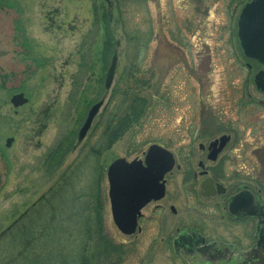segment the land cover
Listing matches in <instances>:
<instances>
[{
  "label": "rangeland",
  "instance_id": "374dc122",
  "mask_svg": "<svg viewBox=\"0 0 264 264\" xmlns=\"http://www.w3.org/2000/svg\"><path fill=\"white\" fill-rule=\"evenodd\" d=\"M125 4L120 19L114 0H0V52L7 54L0 59V76L9 72L14 76L0 88V235L82 151L98 142L113 93L130 87L133 94L145 100L144 113L141 121L127 129L99 159L105 195L104 233L114 244H123L121 264H185L175 256L171 242L177 228L200 227L199 217L189 211L195 207L193 197L167 178L165 197L141 210V232L125 236L112 222L105 170L115 159L143 160L152 144L169 149L173 128L186 119L191 108L196 81L213 84L215 93L225 72L215 67L207 73L200 67H192L195 71L189 72L182 68L181 53L177 51H168L175 58L166 61L164 45L158 60L155 30L160 28V34L171 30L177 37L190 33L187 25L197 18L191 1L145 0L133 5L128 0ZM222 4L221 0L207 1L211 17L203 32L212 35V25L225 22L219 14ZM105 26L112 48L104 61L101 52ZM207 42L212 50L211 37ZM193 44L189 48L198 50ZM113 56L117 57V65L106 90L105 74ZM134 67L140 68L138 83L132 78ZM147 78L148 85L142 84ZM14 93H22L27 103L13 107L10 98ZM98 100L104 101L103 106L79 141L78 130L87 110ZM168 103H173L175 112H168ZM8 139L12 142L6 147ZM158 205L160 210L152 223L149 220ZM170 205L178 212L175 216L169 213ZM55 237L58 239V232Z\"/></svg>",
  "mask_w": 264,
  "mask_h": 264
},
{
  "label": "flooded vegetation",
  "instance_id": "af4514ba",
  "mask_svg": "<svg viewBox=\"0 0 264 264\" xmlns=\"http://www.w3.org/2000/svg\"><path fill=\"white\" fill-rule=\"evenodd\" d=\"M189 1L197 18L188 23L190 33L185 37L171 30L160 34L157 20L158 60L164 45L167 52L181 53L180 64L189 72L200 67L207 73L215 67L225 73L216 94L213 84L196 81L191 108L173 128L169 149L159 145L173 157V166L163 177L165 193L167 178H172L181 192L193 197L195 207L189 211L201 220L200 227L177 228L172 248L185 264H264V62L247 58L237 37L240 11L251 0L243 4L221 0L219 14L225 22L213 24L212 35L202 31L211 17L208 0ZM192 44L198 50H191ZM6 56L0 52V59ZM173 58L174 54H166V61ZM22 60L17 61L23 65ZM12 78L13 72L1 73L0 88ZM173 111V103H168V112ZM168 209L172 216L178 213L173 205ZM159 210L160 205L149 221L155 222ZM143 224L141 214L138 232Z\"/></svg>",
  "mask_w": 264,
  "mask_h": 264
},
{
  "label": "trees",
  "instance_id": "16d2710c",
  "mask_svg": "<svg viewBox=\"0 0 264 264\" xmlns=\"http://www.w3.org/2000/svg\"><path fill=\"white\" fill-rule=\"evenodd\" d=\"M127 1L114 0L120 19ZM130 1L136 5L145 0ZM105 19L104 15L103 22ZM104 38L101 55L105 61L112 48L107 26ZM139 69H133L134 83H138ZM147 83L148 78L142 82ZM130 90L128 87L113 93L98 142L82 151L0 235V264H121L123 244H114L104 233L105 195L99 159L143 117L145 100Z\"/></svg>",
  "mask_w": 264,
  "mask_h": 264
},
{
  "label": "water",
  "instance_id": "95a60500",
  "mask_svg": "<svg viewBox=\"0 0 264 264\" xmlns=\"http://www.w3.org/2000/svg\"><path fill=\"white\" fill-rule=\"evenodd\" d=\"M237 37L239 46L247 58L264 62V0H252L242 8L237 21ZM116 65L117 57L113 56L105 74L106 90L112 84ZM10 102L16 108L24 105L27 100L22 94H18L13 96ZM102 106L103 101L100 100L88 109L78 130L79 141L89 131ZM11 142L12 139L6 140V147H9ZM172 166V155L157 145L148 147L143 160L127 162L120 158L109 164L105 172L107 198L112 222L121 234L133 235L137 230L140 211L151 201L163 198V177ZM2 180L3 178L0 179V186Z\"/></svg>",
  "mask_w": 264,
  "mask_h": 264
}]
</instances>
